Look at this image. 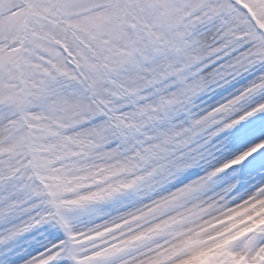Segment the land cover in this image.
I'll return each mask as SVG.
<instances>
[{"label": "snow or ice", "instance_id": "snow-or-ice-1", "mask_svg": "<svg viewBox=\"0 0 264 264\" xmlns=\"http://www.w3.org/2000/svg\"><path fill=\"white\" fill-rule=\"evenodd\" d=\"M0 264H264V0H0Z\"/></svg>", "mask_w": 264, "mask_h": 264}]
</instances>
